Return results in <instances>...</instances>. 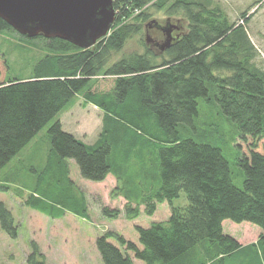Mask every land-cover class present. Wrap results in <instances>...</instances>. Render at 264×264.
<instances>
[{
  "label": "trees",
  "instance_id": "obj_1",
  "mask_svg": "<svg viewBox=\"0 0 264 264\" xmlns=\"http://www.w3.org/2000/svg\"><path fill=\"white\" fill-rule=\"evenodd\" d=\"M262 5L264 0L252 3L232 23L212 0H113L112 33L88 50L18 34L30 43L40 41L43 52L22 80L8 78L9 63L0 52V171L49 125L44 137L49 145L41 149L44 166L36 181L44 192L24 204L53 219L65 213L86 219L84 201L68 177L67 163L73 161L87 182L115 179L114 195L126 201L130 220L140 208L151 217L158 205L169 207L166 221L136 227L139 245L115 233L99 236L95 246L102 264H134L133 259L142 264H264V49L254 46L247 30ZM160 11L182 17L186 33L158 56L147 49L112 62L129 39L141 34L139 21ZM10 32L16 33L0 19V33ZM107 78L112 79L109 91L86 89ZM76 98L103 113L92 145L63 131L57 119ZM199 100L237 130L232 144L239 152L234 166L241 169V187L234 184L230 163L215 141L196 142L188 136L199 115ZM218 130L214 132L220 134ZM28 148L24 157L36 162L39 156L32 153L40 146ZM25 167L31 166L11 169L14 180ZM238 175L235 171L234 177ZM9 186L6 176L0 179V193ZM181 194L186 206L174 207ZM103 213L117 215L106 209ZM224 221L246 222L261 233L254 243L241 245L224 234ZM0 230L12 240L18 236L1 201ZM26 262L46 264L35 244Z\"/></svg>",
  "mask_w": 264,
  "mask_h": 264
},
{
  "label": "rangeland",
  "instance_id": "obj_2",
  "mask_svg": "<svg viewBox=\"0 0 264 264\" xmlns=\"http://www.w3.org/2000/svg\"><path fill=\"white\" fill-rule=\"evenodd\" d=\"M256 1L258 0H212L228 15L232 23H236L240 15L246 12L251 4ZM151 13L147 20L139 21L142 24L141 34L129 39L122 51L113 55L112 62L131 54L142 55L147 49H150L155 56L162 54L163 51L157 47L146 44V35L153 43L163 44L165 36L155 26L165 28L169 25L174 29L178 28L176 33L173 32L174 29L172 30L173 38H178L186 33L188 24L182 17H169L163 11ZM136 15L137 13L135 16L133 14L129 16V23L134 21L133 18ZM148 25L151 26L150 29H147ZM112 29L111 27L109 33H112ZM247 30L254 46L263 50L264 5L260 6L251 18ZM177 33L179 36H175ZM41 48L42 43L38 40H32L30 43L20 38L17 33H0V52L5 55L9 63L8 78L21 80L28 78L33 63L42 56L43 50ZM94 84L95 82L89 83L86 89L109 91L112 86V79H99ZM82 103V98L74 99L69 108L58 115L57 119H59L63 131L74 135L85 144L92 145L98 139L101 131L103 113L91 105L83 106ZM198 104L199 115L194 127L189 130V138L196 142L215 141L213 145L223 151V156L230 163L234 184L241 187L242 174L240 173L242 172L241 169L234 166V162L239 156V152L235 150L232 144V140L237 134L235 126L223 115L220 117L216 113L213 116L209 109L210 104L204 100H199ZM217 124L218 128H216ZM47 128L41 131L29 144L30 146H40L39 151L32 153L39 156L36 162H31V159L27 162L24 157L26 149H30L28 146L0 171V179L6 176L10 182L9 191L0 193V201L10 210L18 230V236L15 240L10 239L0 230V264H27L26 261L32 252L33 244L38 247L46 264H102L95 246V241L99 236L106 232L115 233L127 241L139 245L136 227L149 228L153 223L167 220L170 211L166 203L158 205L156 212L151 217L145 216L143 208H140V214L136 219H128L125 210L126 201L122 196L114 195V189L117 186L115 179L109 176L101 184L87 182L80 178L78 168L73 161L67 163L68 177L72 182L74 193L84 201L86 219L69 213H65L61 218L53 219L26 206L24 201L29 196L34 194L41 196L44 192L41 186H36V181L44 166L41 157L42 155L45 156V152L42 153L41 149L45 150L49 145L44 139L47 136ZM216 129H219L220 134L214 132ZM22 164L31 166L33 169L31 167L21 168L22 175L19 179L17 178L18 180H14L15 172L11 169L19 168ZM235 171L239 174L237 177H234ZM18 193L22 196L21 198ZM186 204L184 194H181L173 202L174 207H183ZM105 209L117 211L115 218L106 216L103 213ZM222 229L224 234L231 236L241 245L254 243L261 233L259 227L246 222L235 224L224 221ZM133 263L142 264L134 259Z\"/></svg>",
  "mask_w": 264,
  "mask_h": 264
},
{
  "label": "water",
  "instance_id": "obj_3",
  "mask_svg": "<svg viewBox=\"0 0 264 264\" xmlns=\"http://www.w3.org/2000/svg\"><path fill=\"white\" fill-rule=\"evenodd\" d=\"M0 19L17 34L33 39H59L88 50L108 36L115 22L113 0H0ZM164 42L146 43L161 51L176 39L174 27L160 28Z\"/></svg>",
  "mask_w": 264,
  "mask_h": 264
},
{
  "label": "flooded vegetation",
  "instance_id": "obj_4",
  "mask_svg": "<svg viewBox=\"0 0 264 264\" xmlns=\"http://www.w3.org/2000/svg\"><path fill=\"white\" fill-rule=\"evenodd\" d=\"M155 27H156V29H158V31L164 36V32L160 29V28H163V27H161V26H155ZM148 28L150 29L151 26L148 25V26H147V29H148ZM177 30H178V28H175L173 32L176 33ZM175 36H179L178 33H177ZM175 36H174V37H175Z\"/></svg>",
  "mask_w": 264,
  "mask_h": 264
},
{
  "label": "crops",
  "instance_id": "obj_5",
  "mask_svg": "<svg viewBox=\"0 0 264 264\" xmlns=\"http://www.w3.org/2000/svg\"><path fill=\"white\" fill-rule=\"evenodd\" d=\"M107 178H109V176H108ZM107 178H106V179H107ZM106 179H105V180H106ZM101 183H103V182H101ZM101 183H100V184H101ZM96 184H99V183H96Z\"/></svg>",
  "mask_w": 264,
  "mask_h": 264
}]
</instances>
